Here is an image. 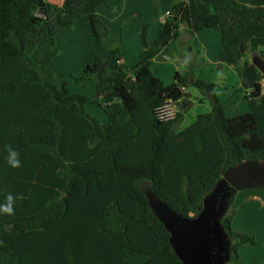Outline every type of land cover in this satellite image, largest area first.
Instances as JSON below:
<instances>
[{
  "label": "trees",
  "instance_id": "trees-1",
  "mask_svg": "<svg viewBox=\"0 0 264 264\" xmlns=\"http://www.w3.org/2000/svg\"><path fill=\"white\" fill-rule=\"evenodd\" d=\"M98 8L113 9L110 0H0V204L11 195L13 208L11 215L0 213V264H182L137 182H149L157 198L195 215L226 168L243 160L264 163V92L259 86L243 90L248 113L236 120L251 128L235 132L214 83L194 73L206 62L178 40L182 30L191 36L218 31L217 62L241 76L249 64L241 63L244 56L264 55V0L172 2L151 44L143 27L138 61L130 68L120 63L119 48L106 42L109 29ZM82 17L92 32V60L82 79L94 83L100 100L70 94L64 81L44 74L57 54L56 34ZM173 40L186 46L178 53L185 70L165 85L150 65ZM42 41L49 49L35 63L28 51ZM190 78L203 95H212L211 108L173 131L172 123L192 105L181 90ZM167 98L179 100L173 121L159 118ZM92 103L105 123L100 113L87 111ZM254 137L256 149L246 145ZM8 147L19 152L20 167L7 163ZM229 209L222 224L232 239V264L240 247L258 242L232 228Z\"/></svg>",
  "mask_w": 264,
  "mask_h": 264
},
{
  "label": "rangeland",
  "instance_id": "rangeland-1",
  "mask_svg": "<svg viewBox=\"0 0 264 264\" xmlns=\"http://www.w3.org/2000/svg\"><path fill=\"white\" fill-rule=\"evenodd\" d=\"M48 1L56 4H60L62 2V0ZM125 1L126 0H110V4L113 7L112 11H107L104 8H98L97 12L99 11L104 15L102 17H100L99 15L98 16L109 29V35L106 42H110V44H112L113 46L118 47L120 50V55L128 57H126V66L130 68L137 63L134 62V58L136 59L137 56L138 59L139 56V54L136 55V51L138 50V47H141L140 34L143 27L145 25H148L146 40L148 44H151L158 35V28L162 23L160 17H164L167 10L169 9L170 4L178 0H127L126 6ZM138 2H141V4ZM124 8H126V10H124ZM149 18L150 20L144 23V21H146L145 19ZM79 28H81L80 23L76 26H73L72 29L61 31L59 35H57V41L55 42L57 54L45 67L44 74L46 78L51 82H54L55 80L64 81L70 94L81 93L86 95L90 100H100L102 97H99L98 95L95 98L96 92L94 89V83L91 80L82 79L84 76L83 68L89 62H91L92 53L90 50V41L87 40L86 42V40L84 39L86 34ZM206 30L207 31H204L205 33H202V35L200 32L198 36L188 41L189 45L187 47V50L190 51L189 48L194 47L196 44L199 45V42L201 41H205L207 47L209 48V53L215 60V51L220 43V33L215 30ZM207 32L209 34H214L218 39H215L214 42L212 35H205ZM44 42L45 43H39L28 51V54L35 63L42 62L44 55L49 49V45L46 43V41ZM188 42H185V44H187ZM181 49L182 51H184L186 49V46H182L178 41L174 40L171 41L165 49V53L170 54L172 57V61L174 60V62H176V71H182L181 61L178 60V53L180 54ZM190 55L192 57L196 55V59L199 61L201 60V57L197 54L196 50L192 49V53ZM244 60H249V55L244 56V58H242L241 60V63ZM197 68H199L198 70L203 76L202 79L214 83V91L216 97L221 102L228 101L226 102L227 113L230 114L231 111H234L235 114L245 117V113L242 112L240 108V104L246 106V102H244L245 100L243 99L242 93L233 90L231 93H228V96H225L226 91L222 87V85L229 88H232L234 86V75L232 71L233 67H231L232 69L228 67H223L220 69L216 64H207L200 61ZM173 75L174 72H170V76L164 78V81L168 82L169 79L172 80ZM187 91V98L191 100L192 105L186 112L183 113L180 121V128H184L185 126L189 125L195 120L198 114L209 112L211 108L209 103V100H211V98L208 93L206 95H203L191 84L187 86ZM201 98H203L202 101H200ZM95 110L96 109H94V106H87V111L89 113H93ZM100 114L102 121L105 123L106 117L102 112ZM243 126L245 127L242 128L239 123L237 124L235 121H232V127L235 132H243L251 128L245 122ZM254 138L255 139L248 140L246 144L252 149H256L257 144L259 143L258 138ZM139 184L141 185V187L146 189V187L149 185V182L141 180L139 181ZM229 210H231V208ZM255 222H258V226H264V210L257 216ZM255 222L253 224L252 221L244 222L241 219H238L236 222L237 224L232 225V228L251 234L253 236L255 234V239L261 241V239L263 240L264 236L260 232H255V227L257 226V223ZM256 248V250L263 252L264 254V245Z\"/></svg>",
  "mask_w": 264,
  "mask_h": 264
},
{
  "label": "water",
  "instance_id": "water-1",
  "mask_svg": "<svg viewBox=\"0 0 264 264\" xmlns=\"http://www.w3.org/2000/svg\"><path fill=\"white\" fill-rule=\"evenodd\" d=\"M183 28H188L187 22H184ZM191 37L188 31H184L178 40L185 43ZM259 75L264 76V55L253 52L249 55V64L241 71V88L255 91ZM192 81L190 78L189 84ZM209 96L213 100L212 95ZM179 125L180 121L173 122L172 130L177 131ZM137 185L147 200L149 211L168 232L170 248L182 264H227L232 256V239L222 219L229 209L230 199L238 191L264 187V163L243 160L226 168L203 197L201 209L195 215H183L165 200L157 198L150 184L146 189L139 181Z\"/></svg>",
  "mask_w": 264,
  "mask_h": 264
},
{
  "label": "crops",
  "instance_id": "crops-1",
  "mask_svg": "<svg viewBox=\"0 0 264 264\" xmlns=\"http://www.w3.org/2000/svg\"><path fill=\"white\" fill-rule=\"evenodd\" d=\"M126 3H127V0L125 1V6H126ZM138 3L141 4V2H138ZM124 10H126V8H124ZM97 14L100 17L104 16L99 11L97 12ZM145 20L146 21H144V23L147 22L148 20H150V18L149 19H145ZM160 20L163 21L162 19H160ZM79 23L81 24V28H79V29L84 31V33L86 35H88V36L85 35L84 39L86 40V42L88 40L91 43L92 32H91V29H90V25H89L88 19L86 17H82L78 21L75 22L74 26H76ZM159 28H158V32H159ZM210 30H212V29H210ZM62 31H64V30H62ZM204 31H207V30L204 29V30L200 31L201 35H202V33H205ZM60 32H58L56 34L55 41H57L56 37H57V35H59ZM182 32H184V31L182 30ZM200 32H198L194 36H192L190 40H192V38L198 36V34ZM205 35H208V36L212 35V38L214 39V42H215V39L216 40L218 39V38H216V36L214 34H209L208 32ZM41 43H45V42L42 41ZM220 48H221V45L219 43V45H218V47L216 48V51H215L216 52L215 53L216 54V59L215 60L212 58V55L209 53V48L207 47L205 41L199 42V45L196 44L190 50H192V49L196 50L197 54L200 57H202L207 64H216L218 66V68H220V69L223 68V67H228V68L232 69L231 68L232 66H230V65H226V64H222V63L218 64L217 55H218V53L220 51ZM165 49H166V47L164 49H162L160 51V53H158V55L152 60V63L150 65V69L158 78L161 79V81L165 85H169V84L173 83L174 75H173V79L172 80L169 79L168 82L164 81V78H167V76L169 77L170 76V72L171 73L174 72V74H175L177 68H176V64H175L176 62H174V60L172 61V57H171L170 54H166L165 53ZM140 50H141V47L140 48L138 47V50L136 51V55L139 54ZM126 57L127 56L121 55L120 63L126 65ZM136 59H137V56H136ZM136 59L134 58V62L135 63L138 61V59L137 60ZM181 65H182V71H180V72H183L185 70V65H184L183 62H181ZM198 69L199 68H197V67L194 69L195 75L197 77H199V78H203V76L201 75V73H200V71ZM233 69H232V71H233V75H234L233 76L234 86L232 88H229V87H225L224 85H222V87L226 91V95L225 96H228V93H231L233 90H235L236 92L238 91L239 93H242V95L244 94V91H243L244 89H242L241 86H240L241 77L238 75V73L235 70V68H233ZM168 72H169V74H168ZM184 92L188 93L187 88H185ZM243 99H244V97H243ZM226 102H228V101L224 102L225 103L224 111H225V114H226V116L228 118V121H229V123H230V125L232 127V121H235L238 124V121L236 119L239 116H241V115L235 114L234 111H231V113L228 114L227 113ZM244 102H246V101H244ZM245 104H246V106L243 105V104H240V108H241L242 112L247 114L248 113V106H247V103H245ZM90 105L94 106V109H96L93 113H90L91 115L97 114V113H101L100 109L95 104L92 103ZM179 128H180V125H179ZM230 208H231L232 211H234L233 219H232V225L237 224L236 222H237L238 219H241L244 222L252 221L253 224H254V222L257 219V216L260 213H262V211L264 210V189H262V188H250V189L241 190L240 192L238 191L234 195V198H233V200H232V202L230 204ZM255 223H257V226L255 227V232H260L264 236V226H258V222H255ZM238 226H239V224H238ZM254 236H255V234H254ZM257 242H258V244H257L258 246L257 245H243L242 247H240V249H239V259H238V261H236V262H234L232 264H264V254H263V252H260V251L256 250L257 249L256 247L264 245V238H263V240L261 239V241L257 240Z\"/></svg>",
  "mask_w": 264,
  "mask_h": 264
},
{
  "label": "built area",
  "instance_id": "built-area-1",
  "mask_svg": "<svg viewBox=\"0 0 264 264\" xmlns=\"http://www.w3.org/2000/svg\"><path fill=\"white\" fill-rule=\"evenodd\" d=\"M168 11L166 15L161 16L160 19H164L168 15ZM257 86H259L261 92H264V76L259 75L256 81ZM182 91H185L184 87H181ZM159 110V118L162 120H170L173 121L178 113H180L179 100H173L171 98H167L164 100L162 105L158 108Z\"/></svg>",
  "mask_w": 264,
  "mask_h": 264
},
{
  "label": "clouds",
  "instance_id": "clouds-1",
  "mask_svg": "<svg viewBox=\"0 0 264 264\" xmlns=\"http://www.w3.org/2000/svg\"><path fill=\"white\" fill-rule=\"evenodd\" d=\"M7 163L13 167V168H18L20 167V159H19V152L16 151L15 149L8 147L7 148V156H6ZM0 213H7L11 215L13 213V208H12V196L9 195L7 197V202L4 204H0Z\"/></svg>",
  "mask_w": 264,
  "mask_h": 264
}]
</instances>
